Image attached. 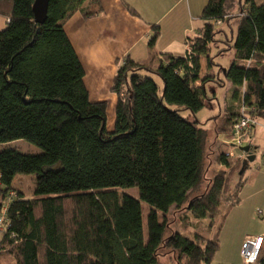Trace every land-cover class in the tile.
Returning a JSON list of instances; mask_svg holds the SVG:
<instances>
[{"label":"trees","instance_id":"obj_1","mask_svg":"<svg viewBox=\"0 0 264 264\" xmlns=\"http://www.w3.org/2000/svg\"><path fill=\"white\" fill-rule=\"evenodd\" d=\"M34 1L0 0L8 19L0 29V144L25 138L42 148L0 149V215L7 218L0 253L16 264H211L220 228L214 237L191 238L171 228L168 212L186 208L212 227L223 201L240 202L249 163L225 150L211 157L221 142L208 144L209 129L197 113L215 96L207 84L227 81L239 109L225 114L221 130L232 129L243 105L264 116V0H208L186 52L163 51L158 66L126 55L111 87L117 94L112 129L107 102L89 97L85 68L64 26L79 10L89 17L101 9L91 10L86 0H49L40 23ZM235 9L237 30L227 47L233 59L220 78L211 44ZM159 33L155 25L151 45ZM207 159L217 163L211 177ZM17 173L36 175L32 196L12 185ZM130 186L139 197L120 188Z\"/></svg>","mask_w":264,"mask_h":264},{"label":"crops","instance_id":"obj_2","mask_svg":"<svg viewBox=\"0 0 264 264\" xmlns=\"http://www.w3.org/2000/svg\"><path fill=\"white\" fill-rule=\"evenodd\" d=\"M95 1L91 4L86 0L84 5H91V10L100 8L97 14L85 17L79 10L67 19L64 26L85 68L84 80L89 97L93 101L107 102V127L112 129L115 124L117 94L111 87L119 62L126 55L143 63H150L152 60L159 62V53L163 51L184 54L187 37L192 33L197 34L198 29L204 24L201 13L208 0ZM7 20L0 14V29L5 26ZM155 25H159L160 33L151 45L149 39ZM201 64V75L204 76L209 69L205 57L201 59ZM213 83L215 82H209L207 89L209 86L212 91L209 93L217 98V90ZM227 83L229 84L226 81L220 86ZM230 86L233 90L231 83ZM212 99L207 104H212ZM238 103V98H234L227 101L224 107L219 104L220 110L213 115L218 120L216 119L212 130L216 132V139L222 143L224 140L220 135L223 133L227 136L228 132L219 127L223 124L228 111L239 109ZM258 151L254 150L256 152L254 162L252 164L250 162L246 169V181L240 189V202L232 207L233 214L236 213V218L242 221L243 226L251 222H264V150L260 159L257 158ZM240 154L243 153L238 155ZM257 164L261 166L255 169ZM249 168L251 169L247 173ZM260 234H264V225H257V229L251 232L247 230L236 236L234 246L239 256L243 240ZM234 259H229L224 264L236 262L237 259Z\"/></svg>","mask_w":264,"mask_h":264},{"label":"rangeland","instance_id":"obj_3","mask_svg":"<svg viewBox=\"0 0 264 264\" xmlns=\"http://www.w3.org/2000/svg\"><path fill=\"white\" fill-rule=\"evenodd\" d=\"M260 1V0H259ZM239 10V9H238ZM238 10H233L231 13L233 14L230 17L227 24L224 25V31L220 32L217 35V39L211 44V53L214 56V72H219L221 70L220 78H225L224 76V69H227L233 59V49L229 50V42H231L230 38L232 37L233 33H236L237 30V23H238V16H236ZM237 18H235V17ZM194 35V33L189 34V36ZM221 49H226L224 51H220ZM160 54V53H159ZM160 60V59H159ZM151 65L158 66L159 62L156 60L150 61ZM157 81L159 83V92L162 94L163 90V83L160 78L157 77ZM217 90V98L212 99V104H206L201 110L198 111L197 116L202 121L205 122L202 126L209 128V137L207 138L208 144L216 139V132L214 129L212 130V126L216 123V119L213 115L217 114L219 109V104L224 107V104L234 99L233 97V90L230 86V83L226 84L225 86H220L217 83H213ZM209 92H212L210 87L208 86ZM227 98V99H226ZM183 115L187 116L188 111L181 112ZM209 118V119H208ZM218 123V122H217ZM222 140H230L233 136H226L225 134L220 135ZM221 142L220 140H217ZM224 142V141H223ZM233 142V141H232ZM232 145L231 142L222 143L221 145L215 144L213 146L215 153H211L210 156L214 157L218 152L223 150L227 151L228 149L233 150L235 154L242 153L243 151L240 149L241 146L251 145L254 150L258 151V159L263 157V150H264V116L259 117L258 123L251 129L250 133L243 137L240 142L234 143ZM6 145L12 146L17 148L23 152L28 153H39L42 152V148L31 142L25 138H19L15 140L9 141ZM5 143L0 144V149L4 148ZM207 151L210 152L209 145H207ZM256 154V152H255ZM247 155V154H246ZM244 153V158L246 157ZM254 161H251V164ZM250 163V162H249ZM208 168L206 171V175L208 177L213 176L215 173V169L217 167L216 161L212 164L211 162L208 165V159L206 162ZM261 165L257 164L255 169L260 167ZM251 168L247 170L249 173ZM235 175H237V171L235 170ZM234 175V176H235ZM12 185L14 188L21 190L24 192L25 196H32L35 191L36 187V175L34 173H17L14 178ZM122 190H125L136 197H139V190L135 186L130 187H120ZM235 205H231L229 201H223L220 212L215 218V223L212 227H209V218H196L188 209L183 208L179 211H174L175 209H171L168 212V219L171 221L170 225L173 230L179 231L185 236L194 238L196 233H201L209 238L214 237L217 232H219L220 238V246L213 258L211 264H224L227 260L233 259L237 262L241 261V255L239 256L238 252L234 246V240L236 236H239L242 232L249 230L251 232L253 229H257V225H264V222H251L246 223V226L241 224V220L236 218V213L233 214L232 207ZM148 213V204L143 202V221H144V228L146 229V217ZM264 218V217H263ZM159 219L162 221L164 220L163 213H159ZM262 219V218H261ZM261 221V220H260ZM3 230L0 228V240L3 236ZM171 230H168L170 233ZM234 263V262H233ZM0 264H16V261L12 255L9 253H0Z\"/></svg>","mask_w":264,"mask_h":264},{"label":"built area","instance_id":"obj_4","mask_svg":"<svg viewBox=\"0 0 264 264\" xmlns=\"http://www.w3.org/2000/svg\"><path fill=\"white\" fill-rule=\"evenodd\" d=\"M258 112L259 109L256 106L250 107L243 105L241 108V114L237 117V119L233 123L232 129L228 132L227 135L233 136L232 139L224 140V142H231L232 145H235L234 143L240 142L243 137L248 135L255 124L258 123ZM227 153L233 155L235 152L231 149H228ZM242 153L243 154L240 155L244 157L245 152L243 151ZM4 212L0 215V228L5 230L7 227V218ZM259 213L261 212L259 211ZM263 237L264 234L246 237L241 244V261H236L231 264H260L259 255L264 242Z\"/></svg>","mask_w":264,"mask_h":264},{"label":"water","instance_id":"obj_5","mask_svg":"<svg viewBox=\"0 0 264 264\" xmlns=\"http://www.w3.org/2000/svg\"><path fill=\"white\" fill-rule=\"evenodd\" d=\"M48 4H49V0H35L34 1L33 11H34L35 20L37 22L42 23L46 20ZM240 149L247 154L245 157L246 162L249 163L255 159L256 157V154L254 152L255 148H253L251 145L241 146ZM243 169L241 170V172H243Z\"/></svg>","mask_w":264,"mask_h":264}]
</instances>
